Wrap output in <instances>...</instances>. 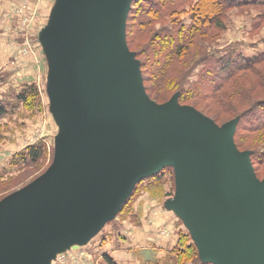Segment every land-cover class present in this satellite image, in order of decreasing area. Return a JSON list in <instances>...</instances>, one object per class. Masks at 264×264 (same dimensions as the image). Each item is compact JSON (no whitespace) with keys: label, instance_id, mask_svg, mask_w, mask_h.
<instances>
[{"label":"water","instance_id":"obj_1","mask_svg":"<svg viewBox=\"0 0 264 264\" xmlns=\"http://www.w3.org/2000/svg\"><path fill=\"white\" fill-rule=\"evenodd\" d=\"M132 1H69L52 81L68 132L50 168L0 204V264H40L49 245H85L137 183L168 166L175 198L164 207L202 260L264 264V181L234 145L237 121L219 127L177 96L148 98L125 39Z\"/></svg>","mask_w":264,"mask_h":264},{"label":"rangeland","instance_id":"obj_2","mask_svg":"<svg viewBox=\"0 0 264 264\" xmlns=\"http://www.w3.org/2000/svg\"><path fill=\"white\" fill-rule=\"evenodd\" d=\"M69 1L0 0V105L6 109L5 115L0 118V204L50 168L56 148L68 132L64 130L65 122L60 111L57 89L52 86V81L56 79L59 70L55 56V33H60L63 27ZM196 1L179 8L183 10L179 18L186 25L189 23L190 7ZM203 11L201 8L196 12L197 16ZM219 19L222 28L210 27L198 36L186 55L175 62L173 77L181 71L185 73L190 63L197 62L204 54L221 57L233 50L248 58L263 49L264 7L224 9ZM168 25L169 20L164 18L149 30L154 32ZM149 37L148 34L139 36L133 47L127 45L139 64L145 61L141 49ZM189 55H194L193 61L187 57ZM139 69L143 87L148 94L145 93L152 102L163 105L177 96L180 106L193 108L219 127L237 121L236 114L243 112L250 103L264 99V64L257 66L253 73L240 74L221 88L217 93L218 98L211 99L185 92L197 81L201 67L192 70L184 83L178 81V75L175 84H167L159 89L148 80L146 68ZM30 85L35 87L38 96L30 108H25L15 97L23 87ZM240 91L247 94L249 100L228 97ZM222 98L228 104H219L217 100ZM39 142L46 145L42 159L27 166L22 163L13 165L14 157ZM233 142L239 152L249 153L248 158L256 178L264 181V158L260 156L264 152V130L253 134L239 132L236 139L233 135ZM253 152H257L254 157L251 156ZM173 172L174 169L168 166L159 178L149 182L150 186L137 183L120 210L117 211L118 205L110 210L111 219L85 245H72L65 250L61 246L49 245L40 264H106L105 255L112 257L116 264H166L180 235L188 236L189 244L194 240L171 210H166L167 216L177 220L173 222L174 230L172 226L169 234H163L161 229L165 220L155 223L149 230L145 229L142 223L145 211L142 208L155 202L162 211L163 204L174 200ZM149 213L150 210L147 215Z\"/></svg>","mask_w":264,"mask_h":264},{"label":"trees","instance_id":"obj_3","mask_svg":"<svg viewBox=\"0 0 264 264\" xmlns=\"http://www.w3.org/2000/svg\"><path fill=\"white\" fill-rule=\"evenodd\" d=\"M193 1L133 0L126 20L127 45L128 47H133L135 40L139 36L150 35L148 42L141 49L145 61L139 64V66L146 68L149 73L148 80L153 82L156 89L162 88L167 84L170 86L175 84V79L178 75V81L182 84L192 70L201 67L197 81L191 86L190 90L185 92L191 93L195 97L218 98L217 93L224 85L235 80L240 74L253 73V71H256L257 66L264 64V47L261 51L248 58L237 54L233 50L226 52L221 57L204 54L197 62L193 61L194 55H189L187 57L193 63L190 59H186V61H190L191 66L189 65L190 67L185 70V73L181 71L179 72L180 74L177 73L173 77L172 71L175 62L186 55L196 38L202 35L208 28H222L219 17L224 9L248 6L264 7V0H208L209 3H204L206 0H197L195 5L190 7L189 23L186 25L179 18V13L183 11H180L179 8ZM201 8L204 11L198 17L196 12ZM164 18L169 20L168 26L161 27L154 32L149 30L156 22H160ZM135 54L137 55V52ZM256 79L258 78L256 77ZM145 92L147 93V89H145ZM37 96V90L33 85H30L23 87L15 99L25 108H30L37 99ZM228 97H236L239 100L242 99V101L249 100V96L242 91ZM217 101L222 105L228 104L224 98ZM5 113V107L0 105V118ZM236 117L238 123L235 129L236 134L234 133L235 139L239 132L253 134L264 130V99L250 103L243 112L236 114ZM45 152L46 145L44 142H39L35 146H29L25 152L14 157L13 165L22 163L27 166L37 163L43 158ZM255 154L257 152H253L251 156L254 157ZM261 154L260 156L264 158V152ZM165 169L158 174V178ZM104 261L106 264H116L107 255L104 256ZM166 264L210 263L202 260L196 245L194 243L189 244L188 236L180 235L178 244L171 251Z\"/></svg>","mask_w":264,"mask_h":264},{"label":"crops","instance_id":"obj_4","mask_svg":"<svg viewBox=\"0 0 264 264\" xmlns=\"http://www.w3.org/2000/svg\"><path fill=\"white\" fill-rule=\"evenodd\" d=\"M161 173V172H160ZM159 174V173H158ZM158 174L157 175H155V176H152V177H149V178H147V179H144V180H142V181H140V182H142L145 186H150V184L151 183H149V182H151V181H154L155 179L154 178H156L157 176H158ZM139 182V183H140ZM159 206L160 205H157V203H153L152 205H147L146 207H144L143 206V212L145 211V213H144V215H143V217H144V221L142 220V223H143V227H145V229H151V228H153L154 227V224L155 223H160V221L162 222V221H164V223H163V227H161V229L163 230V234L166 232V233H168V231L169 232H171V228H172V226H173V228H172V231L174 230V225H173V222H175L177 219H171V217L168 215L167 216V212L168 211H166V209H165V207H164V204H163V208H164V210H162L161 211V209L162 208H159ZM148 210H150V213L147 215V211ZM173 213V212H172ZM174 214V213H173ZM180 220V219H179ZM180 222H181V220H180ZM146 225H145V224ZM182 223V222H181ZM148 226V227H147ZM162 234V235H163ZM169 234V233H168ZM164 236H166V235H164ZM168 238H170L169 237V235L167 236ZM175 242H176V240H175ZM111 259H112V257H110ZM126 258V257H125ZM128 259V258H127ZM113 261H114V259H113ZM114 262H116V261H114ZM117 263V262H116ZM125 263H126V261H125ZM131 264V263H130Z\"/></svg>","mask_w":264,"mask_h":264}]
</instances>
